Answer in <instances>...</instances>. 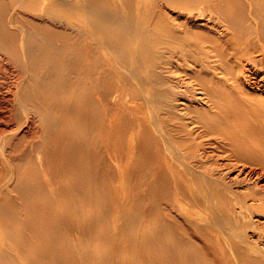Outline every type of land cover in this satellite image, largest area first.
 Returning a JSON list of instances; mask_svg holds the SVG:
<instances>
[{
	"label": "bare ground",
	"instance_id": "obj_1",
	"mask_svg": "<svg viewBox=\"0 0 264 264\" xmlns=\"http://www.w3.org/2000/svg\"><path fill=\"white\" fill-rule=\"evenodd\" d=\"M0 264H264V0H0Z\"/></svg>",
	"mask_w": 264,
	"mask_h": 264
}]
</instances>
